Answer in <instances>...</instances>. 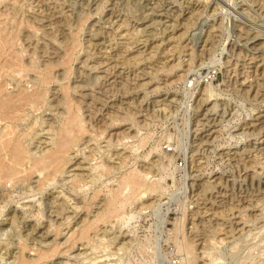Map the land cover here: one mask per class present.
Masks as SVG:
<instances>
[{
    "label": "rangeland",
    "instance_id": "rangeland-1",
    "mask_svg": "<svg viewBox=\"0 0 264 264\" xmlns=\"http://www.w3.org/2000/svg\"><path fill=\"white\" fill-rule=\"evenodd\" d=\"M99 4L103 7L100 8ZM262 4L264 0H2L0 2V26L6 32L11 31L17 24L18 17L14 12L17 10L15 7L18 6L19 11L23 12L22 14L18 12L20 18L21 15L25 19L37 14L43 19V14L48 10L61 16L60 18L66 22L64 25L73 30H76L78 20L83 18V29L79 36L82 49L79 59L74 63L75 67L80 66L81 70L91 74H101L103 68L99 70L90 68L93 63L102 60L111 64L118 62L121 71L130 76L145 68L155 73L153 79L147 75L142 76L143 82L148 80L151 82V84L146 82V86H160L159 91L152 90L151 87L134 95L131 93L122 97V93H119L112 96L111 99L129 102L131 106L128 105V119L120 126L110 125L106 128L105 134L100 136L99 127L102 124L107 126L112 123L109 115H106L107 111L104 112V116L100 115L99 120L104 119L95 121L92 132L87 135V138H94L90 147L86 148V144H82L81 149L84 148V154L79 153L66 165V169L70 172L63 177L67 179L49 186L53 196L58 195L60 201L66 200L67 205L70 206L69 213H73L74 209L79 212L78 218L93 217L99 204L93 203L88 212L87 207H82L83 199L89 200L96 190L102 189L98 198L93 200L96 203L100 202L111 187L118 186V179L124 171L138 169L148 174L147 182H153L156 186V190L147 192L146 196L141 197V193L131 195L118 220L114 219L113 223H101L108 228L111 235L124 232L130 236L129 244L125 248L118 250L113 243L110 248L93 249L85 244L81 246L84 247L85 254L70 259V263L76 260L73 264H99L100 261L105 260L108 264H192V255L189 254L186 246L191 241L189 239L195 238L197 231H201L200 234L202 231L207 234V228L216 223L217 225L214 226H222L223 230L222 233L213 236L217 242L213 248L215 264H264V171H261L257 179L252 180L255 165L264 166V90L256 95L246 92L250 85L256 84L258 80L264 81L262 80L264 66H257L264 65V43H261L264 42V5L261 7ZM88 5H93L92 9L95 10L93 15L86 18L85 13L90 10ZM97 7L100 8L98 11ZM43 9L47 10L43 12ZM148 16L153 19L149 21ZM38 24L41 28L49 23L45 19ZM144 27L147 31L142 29ZM27 29H29L28 25L24 24L20 36L27 32ZM247 30L250 31V33L248 31L250 36L247 35ZM253 34L259 36L252 38ZM20 36V39L14 42L12 50L8 52H22L24 42L23 36ZM247 37L251 38L248 40ZM134 39H140V42L129 45ZM128 45L133 48L123 53L125 56L122 58L117 56L116 52L120 55V51L125 50L124 46ZM253 46L260 47L253 49ZM140 51L142 53H139ZM23 55L25 59L32 60L29 51L24 50ZM8 56L9 54H4L3 60ZM250 57L252 60L249 59ZM84 59H88L89 65L83 68L81 61ZM255 60L258 61L257 64ZM245 75H248L247 83L250 84L246 85L247 90L236 80L239 78L242 81ZM59 88L61 86L58 82L51 85L48 93L50 99L57 96L53 93ZM207 89L212 90L210 95ZM169 95L170 98L172 96L175 98L171 103L155 100ZM101 96L104 98L103 95ZM200 98H203L202 101ZM142 99L146 107L141 112L144 115L135 118L133 105L136 100ZM28 111L31 117L32 114L35 116L42 112L41 110L36 114L32 113V110ZM46 113L50 114L44 116L45 113L40 114L46 119V123L42 126L45 129L39 127V137L31 140L33 142L31 146H38L34 148L39 151L37 154H40V150L49 145L55 136L54 130L48 131L50 128L48 122L56 115V111L48 110ZM126 114L127 111L123 115ZM40 115L35 120L39 121L42 118ZM207 117H214L215 126L211 131H206L213 133L206 143L205 139L202 141L206 133L203 134L200 128L201 123L207 121L205 119ZM124 129H127L126 134H129L126 138ZM214 129L216 132H213ZM168 145L172 146L173 150L168 151L166 148ZM76 153L78 152H72V154ZM124 155L128 157L122 172L116 170L100 176L95 169L93 170L105 156L107 160L118 165L121 163L117 162H121V157ZM72 173L85 174L87 184L83 187L84 190H79L81 193L78 195L61 185L64 182L69 183L70 176L67 175ZM203 182L219 184L206 193L208 198L215 195L214 202L205 200L204 195L198 197L199 189L203 188L199 185ZM148 203L151 204L146 205ZM249 203L255 204L257 208L247 214V223L241 227L237 226L236 229L231 222L230 227L228 226L229 220L223 222L221 219V222L215 216H213L214 223L212 215H209L217 209L221 211L235 207L236 204L246 206L245 204L249 205ZM76 205L79 207L76 208ZM201 225L205 227V231L202 230ZM205 233L196 238H204ZM6 237L1 235L0 241ZM203 238L200 239L203 246L199 243L201 248L205 246ZM60 240H65L63 235ZM80 243L81 241L79 245ZM61 249L63 253L53 258L56 262L69 260L65 250L68 248L62 245ZM4 251L0 249V264H8L4 263L2 258L9 257V254H3Z\"/></svg>",
    "mask_w": 264,
    "mask_h": 264
},
{
    "label": "bare ground",
    "instance_id": "bare-ground-1",
    "mask_svg": "<svg viewBox=\"0 0 264 264\" xmlns=\"http://www.w3.org/2000/svg\"><path fill=\"white\" fill-rule=\"evenodd\" d=\"M0 2H2V0H0ZM263 5L264 4H262L261 7H263ZM92 6L88 8L90 9L89 12L85 13V16H87L86 18L93 15V11L95 9L93 10ZM99 6L100 8L103 7H101L100 4ZM18 7H15L17 10L14 12L18 17L15 27L13 26L14 28H12L11 31L6 32L3 30V27L0 26V236H7L6 239H2V241H0V249L5 250L3 254H9L7 259L6 257H2L4 263L73 264L76 260L73 261V263H70V259H76L85 254L84 247H81L85 244L93 247V249L99 247H103L105 249L108 247L110 248V245L114 243L118 250L123 249L127 244H129L130 236L124 232H118L119 234L115 233L111 235L108 228L106 226H102L101 223H113L114 219L118 220L131 195L141 193V197H143L146 196L145 194L147 192L156 190L155 183L147 182L148 174L146 175V173H143L138 169L124 172L121 171L127 164L128 155L122 156L121 162H117L121 164L118 165L107 160V157L105 156L99 163L96 164V166H94L93 170L95 169L100 176L112 173L116 170L122 173L118 179V186L116 188L111 187L100 202L96 203L93 200L98 198L99 192L102 189L96 190L94 194L90 196L89 200L83 199L84 204L82 207H87L88 212H90L93 203H95L94 205L99 204V207L96 209V213L93 217L86 216L78 218L79 212L76 209H74L73 213H69L68 208H70V206L67 205L68 203L66 200L60 201V199L57 198L58 195L53 196L50 192L49 186L60 183V180L64 181L67 179L66 177H63L64 174L70 172L66 169V165L76 158L79 153L84 154V148L82 147L81 149L82 144H86V148L90 147L92 144L91 140L94 138H87V135L92 132L91 129L95 126L94 122L99 120L100 115L103 114L104 116V112L107 111L106 115H109V119L112 121V123L107 126L101 123L102 125L99 127L101 128L99 130L100 133L98 134L100 136L105 134L106 128L110 125L113 124L120 126L128 119V105L131 106L129 102H125V100L122 99H111V97H114L119 93H122V97L131 93L134 95L151 87H153L152 90L159 91L160 86H146V82L150 81H142L144 77L143 75H147L149 78L151 77V79H153L155 73L144 68L140 72L133 74V76L126 75L124 71H121V66L118 62L111 64L106 63L104 60L93 63L90 67L95 70L103 68V73L101 74H91L88 73V71L81 70L79 68L80 66L75 67L74 63L79 59V54L82 49L79 36L83 29V18L78 20L79 22H77V28L76 30H73L72 28L65 26L66 22L60 18L61 16H57V13L55 12H48L47 9L42 10L43 12L47 10L44 14L42 13L43 19H40L39 15L33 14L29 17L27 16L28 18L24 17L25 19H23L21 15L22 20L18 12L21 14L23 12L19 11ZM100 8H98L97 11ZM58 11L61 12V10ZM45 19L48 20L49 24L45 26L43 25L44 27L40 28L38 22H43ZM150 19L153 18H149L148 20L150 21ZM24 24L28 25L29 29H27V32L25 31L26 33L24 32L20 36L22 26ZM52 25L54 26L52 27ZM30 27L33 29H30ZM52 28H54V30H51ZM142 29L144 30L145 27ZM248 31L249 30H247V35L250 36ZM143 32L144 31H142V33ZM256 34H253L252 38L259 36ZM152 35L154 36V34ZM19 36H23L22 40L24 42V49L22 52H8L12 50L14 42L17 41V39H20ZM147 36L148 35H146L145 38H147ZM250 38L251 37H249V39ZM139 42L140 39H134L129 45H132V43L138 44ZM145 42H147V40ZM261 43L263 44L264 42ZM261 43L258 44L262 46ZM129 45L124 46L126 47L125 50H121L124 47L120 49V55L116 52L117 56L120 58L125 56L123 53L128 52L131 48H133ZM260 46H253V49L254 47H257L258 49ZM24 50L29 51L32 60L24 58ZM139 53H142V51ZM4 54H9L5 60H3ZM249 59L252 60L251 57ZM256 60H258L257 57ZM261 60L263 61V59ZM262 61H259V63ZM81 62L83 63V68L89 65L88 59H84ZM257 63L258 61L256 64ZM257 66L264 65L260 64ZM256 69L258 68L256 67ZM245 76L246 77L242 81H240L241 79L239 80V78L236 79L240 86L243 85V87H246V85L249 84L247 83L249 81V78L247 77L248 75ZM263 79L264 78H262V80ZM55 82H58L61 88H59L57 92L53 93V95L57 96L50 99L48 93L51 89V85ZM29 83H31L30 86ZM247 89L248 87H246L245 90ZM262 90H264V81L261 82L258 80L256 84L254 83V85H250L246 92H251L256 95ZM207 91H210L209 93L207 92L210 95L212 90L207 89ZM101 95H103L104 98ZM172 97L170 98L169 95L163 97L162 99L155 100L162 103H171L175 100V98ZM200 99L202 101L203 98ZM133 106L135 109L133 112L135 118H138L140 115H144L141 113L146 108L144 107L145 104L143 99L140 101L136 100ZM28 110H32V113L36 114L42 110L40 114L45 113L43 116L50 114L46 113L48 110L56 111V115L51 117V120L48 122L50 125L48 131L54 130L55 136L51 139L49 145L40 150V154H37L39 152L38 150H34V148L38 147L37 145L31 146L33 143L31 140L39 137V127H42L43 124L46 123V119L40 114L35 116L32 114L31 117ZM126 111L127 114L123 115ZM39 115L42 118L39 121L35 120L39 117ZM213 118L214 117L205 118L207 120L206 122L201 120L203 123H201L202 127L199 128L203 134L206 133V131H211V129L215 126ZM103 119L99 121H102ZM23 121H26V123ZM208 126L209 128H206ZM44 129L45 127H42V130ZM123 132L125 134L128 133L127 129H124ZM213 132H216V129H214ZM212 134L213 133L209 132L204 134L202 141L205 139L206 143L207 141L209 142ZM128 135L126 134L125 138L128 137ZM76 151L78 153L72 154V152ZM261 171H264V166L255 165V169L252 173V180L257 179V177L261 175ZM67 176H70L69 183L64 182L61 185L65 186V188L73 191L77 195L81 193L79 190H82L87 184L85 183V174L72 173ZM218 185L212 182H203L199 185L203 188L201 190L199 189L197 193L198 197L200 198V196L204 195L205 200H212V202H214L215 195L213 196L211 194V198H208L206 193L207 191L210 192L211 189L218 187ZM249 197L250 196H248V198ZM150 204L151 203H148L146 205ZM236 205L237 206H233L225 210L217 211V209L216 211H213V213L210 212L209 215H212V221L214 219L213 216H215V218L218 217L220 221L222 219L223 222L229 220L228 226L230 227L229 224L231 222L235 225V229L237 226L241 227L242 225H245L248 221L247 214L255 210L257 206L250 203L249 205L245 204L246 206H243V204ZM75 207L78 208L79 206L76 205ZM227 207H229V205ZM214 225H210L209 227L207 225L208 233L206 234L204 232L206 235H203L204 238L202 237L204 239V247H199V243L202 244V240L200 241L202 238H196L198 236L201 237V234H204L203 231L200 234L201 231H197V233H195V230L194 233L196 239L193 237L192 239H189L191 241L188 242L186 246L187 251L192 255V264H215L213 248L217 242L213 236L220 233L223 230V227ZM204 228L202 230L205 231L206 229ZM62 235L65 238L63 241H61L62 239L60 240ZM80 241L81 243L79 245ZM62 245H65V248H68L65 250L67 251L66 254L69 260H59L56 262L53 258L56 255L63 253V248L61 249ZM201 246H203V244ZM71 249L73 250L70 251ZM99 264L108 263L103 260L100 261Z\"/></svg>",
    "mask_w": 264,
    "mask_h": 264
},
{
    "label": "built area",
    "instance_id": "built-area-1",
    "mask_svg": "<svg viewBox=\"0 0 264 264\" xmlns=\"http://www.w3.org/2000/svg\"><path fill=\"white\" fill-rule=\"evenodd\" d=\"M166 148H167V150H168V151H171V150H173V147H172V146H170V145H168Z\"/></svg>",
    "mask_w": 264,
    "mask_h": 264
}]
</instances>
